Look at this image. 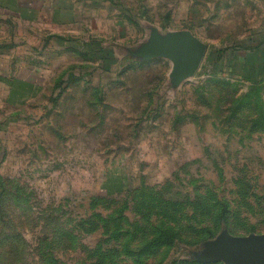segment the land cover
Instances as JSON below:
<instances>
[{
  "label": "rangeland",
  "instance_id": "obj_1",
  "mask_svg": "<svg viewBox=\"0 0 264 264\" xmlns=\"http://www.w3.org/2000/svg\"><path fill=\"white\" fill-rule=\"evenodd\" d=\"M74 1L0 8V264H201L264 234V73L233 56L264 0ZM182 31L206 51L179 81L143 53Z\"/></svg>",
  "mask_w": 264,
  "mask_h": 264
},
{
  "label": "water",
  "instance_id": "obj_2",
  "mask_svg": "<svg viewBox=\"0 0 264 264\" xmlns=\"http://www.w3.org/2000/svg\"><path fill=\"white\" fill-rule=\"evenodd\" d=\"M147 58H167L173 63L176 80L193 75L199 68L206 45L189 31L156 34L146 45ZM193 258L201 264H264V234L233 236L224 230L214 240L205 243Z\"/></svg>",
  "mask_w": 264,
  "mask_h": 264
},
{
  "label": "crops",
  "instance_id": "obj_3",
  "mask_svg": "<svg viewBox=\"0 0 264 264\" xmlns=\"http://www.w3.org/2000/svg\"><path fill=\"white\" fill-rule=\"evenodd\" d=\"M48 0H0V8L18 13L21 16L34 15H74L77 5L74 0H61L60 4L47 2ZM50 7V8H49ZM66 9V11L64 10ZM246 48L233 54L236 63L251 73H264V38L255 43L244 44ZM242 58V59H241ZM233 62V60H231Z\"/></svg>",
  "mask_w": 264,
  "mask_h": 264
}]
</instances>
